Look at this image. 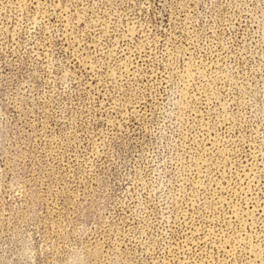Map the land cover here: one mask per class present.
I'll return each mask as SVG.
<instances>
[{
    "label": "rangeland",
    "instance_id": "obj_1",
    "mask_svg": "<svg viewBox=\"0 0 264 264\" xmlns=\"http://www.w3.org/2000/svg\"><path fill=\"white\" fill-rule=\"evenodd\" d=\"M0 264H264V0H0Z\"/></svg>",
    "mask_w": 264,
    "mask_h": 264
}]
</instances>
